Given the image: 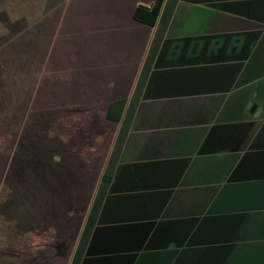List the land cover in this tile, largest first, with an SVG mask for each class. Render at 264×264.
<instances>
[{"label": "crops", "instance_id": "1", "mask_svg": "<svg viewBox=\"0 0 264 264\" xmlns=\"http://www.w3.org/2000/svg\"><path fill=\"white\" fill-rule=\"evenodd\" d=\"M155 2L61 0L21 33L37 75L21 96L17 57L0 75V234L20 209L87 208L77 264H264V0H163L154 26L134 20ZM95 111L101 127L67 120Z\"/></svg>", "mask_w": 264, "mask_h": 264}, {"label": "rangeland", "instance_id": "2", "mask_svg": "<svg viewBox=\"0 0 264 264\" xmlns=\"http://www.w3.org/2000/svg\"><path fill=\"white\" fill-rule=\"evenodd\" d=\"M59 1L61 0H0V28L4 26V36L14 35L17 30L20 28L22 29L26 23L31 21H34L31 26H34L32 30L35 31L30 33V37L35 36V26L37 25V21L35 20L36 16L41 12L49 13ZM34 4H37L36 9ZM27 40H29L27 33L26 37H23L22 34L19 33L14 38H11L0 49V75L9 74V71L5 66V60L7 58L9 60H11L12 56L18 58V61L14 60L16 64L19 62L16 65L18 76L15 74L13 75L15 79L14 91H17V94L20 96L22 92H24V95L26 94L31 83L29 81H22L23 76L21 75L24 74L26 77L28 75V78H30L32 74L37 75V58L35 57L37 52L35 50V53H33L31 50H29ZM16 69L15 72H17ZM2 87L4 86L0 78V88ZM19 100V104L15 103V106L18 105L16 106L17 112H15L16 124L14 131L16 135L20 134L18 132L21 131L18 129V127L16 128L17 125H20L18 119L22 118V121L25 116H29L31 114L27 112V110L29 109L30 104H33L31 101L36 100V98L33 97L32 100L30 96H23L19 97ZM24 104L25 106L23 107ZM36 108L37 106L33 109ZM33 112L37 113L36 111ZM67 120L73 126L77 125L79 128L84 125L101 127L103 114L97 111L93 113L88 112L79 114L77 117H72V119L70 118ZM25 123L26 121L23 124ZM66 123L68 124L67 121ZM66 130L68 131L69 129ZM16 135L14 137V141L18 139ZM100 137L98 136V138L93 139L95 140L94 147L92 146L87 147V149H82V146H79L77 148L78 154L76 155L73 152L74 156L77 157V166L81 165L82 168V160H86L87 157L92 153L101 155L103 145H101L102 139H100ZM9 147L10 145L5 144L4 139L0 138V154H5L6 150H9ZM18 151L19 153H23L22 146L15 144L14 154H18ZM24 153L28 154L26 151ZM69 169L73 170L74 165L73 168ZM50 198V195L46 194L45 201L50 202ZM86 209H69L67 211L65 209L62 210V222L56 217H48L50 219L46 220L41 218L38 221L30 218L28 221H26L25 219L21 218V216L27 214L25 213V210H18L17 214L19 217L14 219L12 227L13 232L8 234V236L11 238V241L7 246H3L2 243L3 237H6L7 235L0 234V264H71L80 235L79 226L81 218L84 214H86ZM26 212L32 213L33 210L30 209ZM64 214H66L67 217L64 216ZM66 219H69L72 222L71 226H69L70 228L67 227V224H64ZM1 229L2 228H0V232Z\"/></svg>", "mask_w": 264, "mask_h": 264}, {"label": "trees", "instance_id": "3", "mask_svg": "<svg viewBox=\"0 0 264 264\" xmlns=\"http://www.w3.org/2000/svg\"><path fill=\"white\" fill-rule=\"evenodd\" d=\"M162 2H163V0H156V2L152 6H150V7L138 6L135 9V11H134V15H133L134 20L137 21V22H139V23L148 25V26H154L155 23H156V21H157V19H158ZM34 6H35V9H36L37 4H34ZM38 19H39V14L36 16V19L35 20L38 21ZM33 23H34V21H31L29 23H26L22 29L20 28L19 30H17L14 33V35H12V36L11 35L4 36V26H2L0 28V49L11 38H14L19 33H22L24 30H26L28 27H30ZM124 104H125V102L123 100L111 104L109 106L108 111H107L106 118L109 119V115H108L109 113L108 112H109L110 108L112 107V105H114V106H117V105L120 106V113H121ZM106 183H108V179H106V173H104L103 176H102L101 186H100L99 191L101 190L102 185H104ZM3 235H6V234H3ZM85 238H86V227H85V230L83 231V234H82V236H81V238H80V240L78 242V246L76 248V251H75V254H74V258H73L71 264H77L78 263L79 253H80L81 248L84 245ZM10 239L11 238L8 235L6 237H3V241H2L3 246H7L10 243V241H11Z\"/></svg>", "mask_w": 264, "mask_h": 264}]
</instances>
